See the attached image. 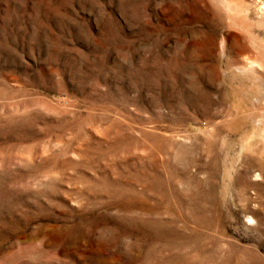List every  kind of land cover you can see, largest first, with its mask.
<instances>
[{
	"label": "rangeland",
	"instance_id": "1",
	"mask_svg": "<svg viewBox=\"0 0 264 264\" xmlns=\"http://www.w3.org/2000/svg\"><path fill=\"white\" fill-rule=\"evenodd\" d=\"M0 264H264V0H0Z\"/></svg>",
	"mask_w": 264,
	"mask_h": 264
}]
</instances>
